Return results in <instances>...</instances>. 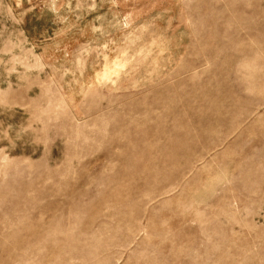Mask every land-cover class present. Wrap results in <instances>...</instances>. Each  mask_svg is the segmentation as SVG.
I'll list each match as a JSON object with an SVG mask.
<instances>
[{
    "label": "rangeland",
    "instance_id": "rangeland-1",
    "mask_svg": "<svg viewBox=\"0 0 264 264\" xmlns=\"http://www.w3.org/2000/svg\"><path fill=\"white\" fill-rule=\"evenodd\" d=\"M0 264H264V0H0Z\"/></svg>",
    "mask_w": 264,
    "mask_h": 264
}]
</instances>
